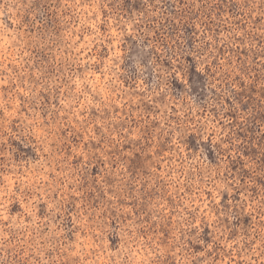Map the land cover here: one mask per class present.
I'll return each mask as SVG.
<instances>
[{"label":"rangeland","instance_id":"rangeland-1","mask_svg":"<svg viewBox=\"0 0 264 264\" xmlns=\"http://www.w3.org/2000/svg\"><path fill=\"white\" fill-rule=\"evenodd\" d=\"M0 264H264V0H0Z\"/></svg>","mask_w":264,"mask_h":264}]
</instances>
